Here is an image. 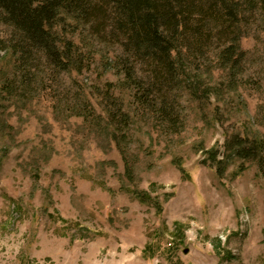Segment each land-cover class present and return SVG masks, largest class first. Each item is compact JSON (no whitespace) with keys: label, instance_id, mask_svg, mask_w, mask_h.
<instances>
[{"label":"rangeland","instance_id":"374dc122","mask_svg":"<svg viewBox=\"0 0 264 264\" xmlns=\"http://www.w3.org/2000/svg\"><path fill=\"white\" fill-rule=\"evenodd\" d=\"M229 1L235 24L213 9L174 55L169 117L146 67L142 91L124 80L120 44L64 15V69L15 54L0 19V264H264V0Z\"/></svg>","mask_w":264,"mask_h":264},{"label":"trees","instance_id":"16d2710c","mask_svg":"<svg viewBox=\"0 0 264 264\" xmlns=\"http://www.w3.org/2000/svg\"><path fill=\"white\" fill-rule=\"evenodd\" d=\"M202 1L0 0V19L15 32L12 45L15 54L30 58L32 52H40L64 69L72 64L74 46L68 40L63 48H59L57 34L53 31L64 15L87 26L89 34L98 41L120 44L122 53L118 63L124 80L133 82L137 90L142 91L136 70L146 67L144 70L152 78L150 89L153 90V86L159 93L158 99L154 100L156 109L161 115L169 117L168 98L165 92L160 93V87L175 75L174 55L179 57L182 48L197 46L206 38L203 31L210 33V30L205 28L204 23L213 9L225 12L224 21L220 24L225 25L229 21L235 24L238 18L235 1L212 0V4ZM223 33L222 39L226 40L220 58L227 63L238 51L237 34ZM131 58L139 60L140 64L132 63ZM11 88L9 83L4 84L8 92L12 91ZM150 92L137 95H141L142 101H147ZM241 141L245 140L240 139L238 152L243 156L256 157L260 143L255 141V144L252 142L246 146Z\"/></svg>","mask_w":264,"mask_h":264}]
</instances>
